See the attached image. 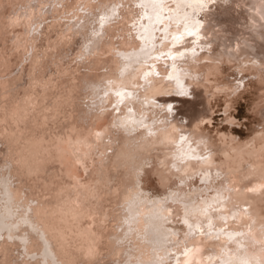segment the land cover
I'll use <instances>...</instances> for the list:
<instances>
[{
  "label": "bare ground",
  "instance_id": "1",
  "mask_svg": "<svg viewBox=\"0 0 264 264\" xmlns=\"http://www.w3.org/2000/svg\"><path fill=\"white\" fill-rule=\"evenodd\" d=\"M226 1L0 0L10 33L6 39L13 37L0 46V143H5L0 148V251L14 252L6 253L11 264H241L238 259L264 264V204L259 203L264 199V129L237 143L222 132L215 143L200 125L203 109L196 104L203 103V95L190 85L235 95L246 82L225 85L217 76L223 62H233L241 78L247 72L257 79L264 100V0L246 3L244 29L249 30L238 32L231 25L234 42L218 49L212 38L218 40L224 31ZM99 14L107 15L102 28ZM120 21L123 27H115ZM110 26V36L118 29L127 33L105 41ZM47 27L56 32L55 41L47 39ZM73 41L78 42L75 52ZM105 51L110 55L100 56ZM68 54L78 62L74 70L84 59L82 65L96 71L54 80L61 68L56 71L52 59ZM23 55L31 57L27 68L18 67ZM50 66L54 71H47ZM15 67L19 71L10 75ZM49 82L61 84L60 100L52 99ZM121 90L133 95L113 107ZM79 95L87 97L85 106L73 105ZM178 101L182 106L175 111L187 120L175 112L162 121L166 103L174 109ZM192 135H198L194 144ZM156 147L160 150L151 155ZM218 151L222 156L215 160ZM152 160L162 165L153 170L162 188L157 193L142 186L144 166ZM20 165L35 174L33 185L20 178ZM169 174L180 186L170 185ZM191 177L202 186L190 187ZM79 252L84 258L78 263ZM103 253L110 262L103 256L99 261Z\"/></svg>",
  "mask_w": 264,
  "mask_h": 264
},
{
  "label": "rangeland",
  "instance_id": "2",
  "mask_svg": "<svg viewBox=\"0 0 264 264\" xmlns=\"http://www.w3.org/2000/svg\"><path fill=\"white\" fill-rule=\"evenodd\" d=\"M6 1V0H3V2ZM116 1V0H114ZM250 2L249 0H227L226 1V4L225 2H222L224 5H227V9L228 10V13L225 12L221 15L223 16V18L226 20L224 25H223V30L222 32L219 33V39H215V38H212L214 40V45L216 48L218 49H222V43H225L228 44V43H233L234 41V38H233V35L234 34H231L229 31L228 28H232L231 25H233L234 27V30H240V32H244L243 29L244 27H246V22H247V12H249V6L246 5V3ZM6 3V2H5ZM212 4H215L216 1L214 2H211ZM8 6V5H7ZM229 6V7H228ZM234 6V7H233ZM233 7V8H232ZM242 7V8H241ZM245 7V8H244ZM81 8V6H80ZM229 8V9H228ZM120 10V8H118ZM239 9V10H238ZM243 9H245L243 11ZM125 10H127V8H125ZM238 10V11H237ZM70 10H68L69 12ZM0 16L2 15V17H0V21L2 19L3 22H1V25H3V31L2 30V26H0V46L3 47L4 44H6L8 42V44L11 43L13 37L10 36L8 38V41L6 39V36H8L10 33L9 31H7V28H8V25H7V21H6V15L2 13V11H0ZM67 12V11H66ZM242 12V13H241ZM243 14H244V17H243ZM14 13L11 14V16H13ZM240 17V18H239ZM243 18V19H242ZM58 18H52V20H57ZM45 21H48V23L51 21V19H46ZM217 22V21H216ZM215 22V23H216ZM227 22V23H226ZM245 22V24H244ZM214 22H212L213 24ZM229 23V24H228ZM47 25V24H46ZM230 25V26H228ZM236 25V26H234ZM14 29H15V32L14 34L18 33L17 32V26H13ZM115 27H123L122 25V22H116V25ZM237 29H236V28ZM111 28H113L112 26H110L109 29H107L105 32H104V35H103V38L105 39V41H109V40H115V41H118L120 38V33H127L126 30H116L114 31V35L110 36L109 34L113 33V31L111 30ZM216 27H214V29H216ZM226 29V30H225ZM247 29V28H246ZM244 29V30H246ZM49 30V31H48ZM51 27H47L45 28V31H48L49 35L47 39H49L50 41H55V38H56V32L54 30H51ZM238 30V32H239ZM249 28L246 30L248 31ZM37 33V32H36ZM44 32H41L39 33L40 35H42ZM2 35V36H1ZM5 38H4V37ZM43 36H45V33L42 35V37H39L40 41H42L43 39ZM207 36L209 37L210 36V33L207 34ZM50 37V38H49ZM78 37V36H77ZM239 36L236 35V38H238ZM45 38V40H46ZM226 38H229L228 40ZM233 38V39H232ZM38 39V41H39ZM226 39V40H225ZM5 42H3V41ZM219 42V43H218ZM2 43V44H1ZM75 48H74V52L76 50V47L78 46V42L74 43V41L71 43ZM60 46V45H59ZM57 46L59 49H62V47L60 46ZM10 50V49H9ZM22 50V49H21ZM20 50V51H21ZM65 52V49H62V53ZM103 57H107L109 56L110 54L107 53L106 51L101 53L100 56ZM66 57V58H65ZM10 58L14 59L15 57L13 55H10ZM36 58V56H35ZM59 57H54V59H52V62L51 65L52 67H60V68H56V71H58V69H60V73H58L59 75L55 77L54 80H60V81H68V80H71L72 78V75H78L80 72L81 73H91V72H95L96 70L92 69V67H87L86 66L90 65V64H86V65H82L84 64V59L80 62L83 67H81L80 65H78V68L76 70H74V67H75V63L77 65L78 62L74 61V59L71 57V55H65L64 57H62V59H58ZM72 58V59H70ZM31 57H27L25 58V55H23L22 59L19 61V64H18V67H20L21 65H26V68L28 67V64L30 62ZM62 60H64V63H62ZM68 63V64H67ZM65 66L68 68V73H63L65 71H62V68H65ZM73 66V67H71ZM52 67L50 66L49 68H47V71L48 69H52ZM222 69H220V75L218 74L217 76L219 77V80H218V77L216 76L217 80L218 81H223L222 83L227 85V84H239V85H242L243 82H248V84L246 85V83L244 84V87H242L241 89H239L237 91V93L235 95H232L231 97H227V96H224V93L222 91H218V88L217 87H212L210 89V91L208 92H204L203 89L204 87L200 84H190L192 87H194L195 91H200L201 94L203 95V99H200L203 100V103H201L202 101H198L199 103L196 104V106L198 108H201L203 109L202 110V119L200 121V125L202 126L203 130L205 132H207L211 138L215 141V143H219V140L217 139V135L216 134H220L222 132H226V133H229L231 135H233V137L237 140V142L239 141H245L247 140L248 138H250V136L252 137L254 134H256L258 131H260V129H264V107H263V103H264V100H261L262 99V92L263 90L260 88V85L257 83V82H254L255 79L254 76L252 75H248L247 72H244L243 75L244 77L241 78V73L237 72L235 66L233 65V62H223L222 65H221ZM71 68V69H70ZM90 68V69H89ZM70 69V70H69ZM72 70V71H71ZM104 68H100L99 71H103ZM17 70L16 67L15 69H12L10 72L11 74L10 75H14L17 74ZM52 71H54V69H52ZM71 73H70V72ZM87 73V74H88ZM28 75H27V70H25L24 72V75H23V78L24 79H28L27 78ZM31 80V79H30ZM29 81V84L31 86L32 82ZM202 81V80H201ZM213 81V80H211ZM23 82V80H22ZM52 82V81H51ZM49 82L48 85H46L48 88H46L47 90L50 91V94L53 93V97L52 99L54 98H61L63 95H59L61 93H63V90L60 89L61 87V84H53ZM228 82V83H226ZM26 83V85H21L23 86L22 88L26 87L28 82L27 81H24V84ZM202 84H208V83H202ZM17 85V83H16ZM16 85H13L12 89H15ZM190 85H188L190 87ZM55 86V87H54ZM57 86V87H56ZM243 86V85H242ZM36 87L38 89H41L42 87H40V84H36ZM259 87V88H258ZM58 88V89H57ZM11 89V90H12ZM55 89V91H54ZM17 90V89H16ZM53 90V91H52ZM62 90V91H61ZM212 91L213 92H216L214 94H212ZM55 92V93H54ZM175 93L177 92H171L172 95H174ZM22 93H20L19 95H21ZM177 95V94H176ZM179 96H184L186 97L187 99H192L193 98V95L191 93H181L179 94ZM80 96V98H79ZM78 97L76 98H73L72 99V102H73V105H76L75 106H78V105H82V106H85V101L87 99L86 96H82V95H79ZM205 97V98H204ZM226 97L228 99V103H229V108H228V111H224V108H225V105L227 103V100H226ZM199 98L197 97V100H199ZM75 99V101H74ZM77 99V101H76ZM78 99L80 101V103H77L78 102ZM137 99V98H135ZM231 99V100H230ZM60 100V99H58ZM170 100H173V98H171ZM206 100V101H205ZM82 101V102H81ZM88 102V100L86 101ZM135 103V101H133ZM206 102V103H205ZM82 103V104H81ZM169 103H166V105H168ZM175 106H174V109L171 110V112H169V110L167 109H164L163 112H162V121L165 119H167V116H170V115H173L175 114V110L179 111L178 109L181 108V102H175ZM70 106V105H69ZM180 107V108H179ZM169 108V107H168ZM168 115H164V113H166ZM176 117L179 118L180 120L182 121H186L187 118H185L184 114H178V112H176ZM204 113V114H203ZM232 116V117H231ZM198 136V135H196ZM216 137V138H215ZM247 138V139H246ZM5 148V143L1 142L0 143V148ZM216 147V146H215ZM156 149V150H155ZM160 150L159 147H156L154 148V150L152 149V153L151 155H154V152H158ZM212 150V148H210V151ZM2 153V152H1ZM217 154H214V158L216 160V157H221L222 155L218 152H216ZM1 156V154H0ZM2 157V156H1ZM15 162V161H14ZM153 162V163H152ZM18 163V162H15V164ZM150 163V164H149ZM155 163V164H154ZM244 167L248 166V162H243L242 163ZM145 165V164H144ZM157 166V167H162V165L158 162H156L155 160H152L151 162H147V165L144 166L145 168V171L142 173V186H145L147 189V191L149 192H153V193H157L159 192L162 188L159 184V177L158 175L153 171L154 170V166ZM159 165V166H158ZM20 169L18 171H23L22 175H18L17 174V177H20L21 179H24V181H26V185H33V178H35V174H27L25 173V170L20 166H18ZM152 169V170H151ZM155 174H154V173ZM29 175V176H28ZM170 177V178H169ZM28 178H30L28 180ZM176 176L175 175H170L168 176V181L170 182V185L172 187H177V186H180L179 182L176 180ZM170 179V180H169ZM222 179V176L220 177H216V179L214 181H212L213 183L215 182L216 184H218V182ZM191 180L193 183L190 184V187H194V186H202V183L201 181L198 179V177H191ZM22 181V180H21ZM16 183H18V180H15ZM173 182H175L174 184H172ZM36 185V184H35ZM38 185V184H37ZM33 187V186H32ZM186 189L188 188L187 186H184ZM29 187H26V189H28ZM149 188V189H148ZM33 189L35 190H38L36 187H33ZM160 189V190H159ZM234 189H232L231 191H233ZM27 192V191H26ZM71 192H68V194H70ZM258 194V193H257ZM255 195V194H254ZM259 203H263L264 204V199L260 200ZM264 206V205H263ZM243 206H241L242 208ZM216 208H213V210L215 211ZM236 224L238 222V219L235 220ZM178 225H181L179 222H177ZM182 233V232H181ZM230 243H233V242H230ZM4 248H1V253H0V264L4 263V264H11L10 262L13 261V258H8V255H6V253H14V252H11L10 250H6ZM5 251V252H4ZM80 253V254H79ZM78 255H77V262H82V259L84 257H82V253L79 252ZM77 254V253H76ZM101 256H106L105 253L101 254L100 255V258H99V261L101 262L103 259V257ZM19 256H16L15 257V260H18L21 259L19 258ZM7 259L6 261L4 260ZM102 259V260H100ZM105 259V257H104ZM12 260V261H11ZM107 262H110V260L107 258L105 259ZM93 263H98V260H94ZM102 263V262H101ZM108 264V263H107ZM111 264V262H110Z\"/></svg>",
  "mask_w": 264,
  "mask_h": 264
},
{
  "label": "snow or ice",
  "instance_id": "3",
  "mask_svg": "<svg viewBox=\"0 0 264 264\" xmlns=\"http://www.w3.org/2000/svg\"><path fill=\"white\" fill-rule=\"evenodd\" d=\"M101 7L106 8L107 6H101ZM79 10H80L81 12L84 11V9H83L82 7H81ZM99 12H100V8L97 9V13H99ZM87 15L92 16L93 20H95V18H96V17H95L93 14H91V13H88ZM106 19H107V15H106V14H99V21H100L101 28L103 27V24H104V22H105ZM188 34H189V35H192L193 32L190 31ZM93 35L99 36L100 33L96 32V30H95V28H94V29H93ZM89 43H92V41L89 40ZM148 75H149V74L146 73L144 78L147 79ZM106 94H107V93H106ZM115 94H116L118 97H120V99H119V101L117 102V105H113V107H117L118 104L123 103L127 97H131V96L133 95L132 93H126V92H124L123 90H121V91H117ZM168 110H169V112H171V110H172V109H171V106H169V109H168ZM129 111H131V109H129ZM139 123H140L142 126L147 127V125H144V124H143V121H140ZM181 139H184V137H181ZM183 157H184V154L181 153V157H180L181 163L184 162ZM192 158H193V159H198V160H207V159H208L207 157H197V156H193ZM137 171H138V170H137ZM206 175H207V174H206ZM167 199H168V198L165 197L164 201L159 202V207H160L161 210L163 209V205H164V203H166ZM156 205H157V202L153 201V206L155 207ZM129 207H130V210L133 211V212H135L136 215L139 214L136 206H134V205H130ZM185 254H187V253H185Z\"/></svg>",
  "mask_w": 264,
  "mask_h": 264
}]
</instances>
